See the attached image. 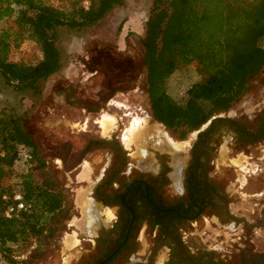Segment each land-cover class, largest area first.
I'll return each mask as SVG.
<instances>
[{
  "label": "trees",
  "instance_id": "obj_1",
  "mask_svg": "<svg viewBox=\"0 0 264 264\" xmlns=\"http://www.w3.org/2000/svg\"><path fill=\"white\" fill-rule=\"evenodd\" d=\"M0 0V79L15 92L40 90V83L62 69L58 29L82 30L97 25L124 0ZM25 41L36 45V64L12 59ZM143 66L147 94L156 121L180 140L213 116L237 106L264 71V0H154L146 23ZM193 67L201 80L186 92L182 103L167 92L170 78ZM31 168L24 174L15 165L23 150ZM37 146L14 115H0V263L35 264L43 253L17 260L35 242L56 235L69 212L64 191L52 181L39 182L44 169ZM20 186L30 209L6 218ZM7 197L5 200L4 198ZM38 254V255H37Z\"/></svg>",
  "mask_w": 264,
  "mask_h": 264
},
{
  "label": "flooded vegetation",
  "instance_id": "obj_2",
  "mask_svg": "<svg viewBox=\"0 0 264 264\" xmlns=\"http://www.w3.org/2000/svg\"><path fill=\"white\" fill-rule=\"evenodd\" d=\"M131 85L130 80L122 84L123 89ZM68 88L59 89L58 95ZM115 92L110 86L90 106H114ZM128 109L132 111L117 118L118 135L111 131L80 149L67 141L55 145L63 168L79 170L76 178L84 170L91 173L82 181L87 185L78 205V224L71 226L75 244L70 264H262L256 256L264 252L255 249L253 239L254 230L264 225V214L254 220L238 212L242 209H237L233 187L237 183L242 189L241 183L220 175V160L225 154L230 162L226 166L236 167V158L230 155L240 157L261 149L264 108L217 114L189 141L174 140L153 113L144 112L142 119L148 118L151 127L159 126L160 134L142 127L127 147L126 129L134 115L139 117ZM208 225L234 228L233 244L228 245L234 250L217 242L205 245L209 235L203 239L195 228Z\"/></svg>",
  "mask_w": 264,
  "mask_h": 264
},
{
  "label": "rangeland",
  "instance_id": "obj_3",
  "mask_svg": "<svg viewBox=\"0 0 264 264\" xmlns=\"http://www.w3.org/2000/svg\"><path fill=\"white\" fill-rule=\"evenodd\" d=\"M49 1L62 9L68 7L60 0ZM153 2L154 0H124L123 6L116 7L105 19L91 28L58 29L62 69L48 80L41 82L39 92H15L0 79V115L11 114L20 119L25 132L36 144L40 158L46 163L44 169L34 173L35 179L41 183L52 181L59 190L64 191L69 203V212L60 223L61 231L49 240L35 242L28 252L19 254L17 260L29 259L35 253L39 255L43 253L41 259L35 264H70L71 249L75 244L74 233H72L74 228L70 225L78 224L76 218L81 211L78 205L85 194L84 186L87 185L82 181L89 179L91 173L89 170H84L76 178L79 170L70 172V167L63 168L62 159L55 152V145L67 141L74 145V149H80L90 140L102 139L111 134V131H115V135H118L119 123H121L118 120L114 129L107 134H104L99 129V125L95 124L105 112L119 119L123 113L132 111L128 109L130 107L139 114V117L134 115V119L142 120L145 116L144 112L152 115L141 41L145 37L146 23ZM6 25V22L1 23L0 29ZM40 56L38 48L30 41H25L20 49L12 51L13 60L26 64H36ZM126 80H130L132 85L130 88L123 89L122 84ZM200 80L201 77L193 67L182 68L168 81L167 92L174 100L182 103L187 90ZM65 86L73 87L75 94L76 91L78 94L76 98L82 104L89 106L95 105V101H98L103 91L110 86L115 87L114 94L117 97L110 96L115 101V105L100 109L97 107L99 111L95 112L69 103L67 107L63 103L66 102L64 97L58 95V90ZM117 103H120L119 108L116 107ZM123 107L127 110L122 109ZM263 108L264 71L252 82L250 91L242 101L231 110L238 109L252 113ZM134 119L130 124H133ZM131 126H128L126 131ZM161 128L167 130L165 126ZM193 133H189L184 141L192 139ZM170 135L174 140H180L171 133ZM261 146L260 150L252 151V154L244 153L245 157L230 155L229 157L236 158L233 161L236 167L226 166L230 162L225 159L227 157L225 154L220 160V175L230 178L228 181H232L233 178L239 179L241 183L242 189L238 188L240 184L237 183L233 187L237 190L235 193L237 209H242L238 212L250 215L254 220L258 215L264 214V142ZM95 154H102V151H97ZM234 170L237 172H233ZM245 209L251 210V213L244 211ZM195 229L203 239L209 235L205 245L217 242L229 251L234 250L228 247L233 244L230 241L234 238V228L226 230L208 225ZM254 232L255 249L264 252V225L256 228ZM197 239L200 240V237ZM0 264L7 263L2 261Z\"/></svg>",
  "mask_w": 264,
  "mask_h": 264
},
{
  "label": "bare ground",
  "instance_id": "obj_4",
  "mask_svg": "<svg viewBox=\"0 0 264 264\" xmlns=\"http://www.w3.org/2000/svg\"><path fill=\"white\" fill-rule=\"evenodd\" d=\"M120 105V104H119ZM117 118L115 116L110 115L109 113H104L99 120L96 121V124L99 125L100 129L104 132V134H107L110 132L112 129H114L116 123H117ZM131 128L127 130V133L124 135V142L127 145V147L130 146L132 142V138H134L137 134V132L142 128H147L151 129L152 131L160 134L159 131V126H149V121L148 118L139 120V119H134L133 124H131ZM151 127V128H150Z\"/></svg>",
  "mask_w": 264,
  "mask_h": 264
},
{
  "label": "built area",
  "instance_id": "obj_5",
  "mask_svg": "<svg viewBox=\"0 0 264 264\" xmlns=\"http://www.w3.org/2000/svg\"><path fill=\"white\" fill-rule=\"evenodd\" d=\"M88 6H89V1L86 0L85 7H88ZM23 156H24L23 159L17 162L14 169L16 171L26 174L29 172L31 168V165L28 161L30 157L27 155V149L23 150ZM4 199L6 200L7 197H5ZM13 200L15 204L9 206L5 212V217L8 219L13 218L14 216L18 215V213L21 211H25L31 208L30 205H28L24 201L20 186L15 187Z\"/></svg>",
  "mask_w": 264,
  "mask_h": 264
},
{
  "label": "water",
  "instance_id": "obj_6",
  "mask_svg": "<svg viewBox=\"0 0 264 264\" xmlns=\"http://www.w3.org/2000/svg\"><path fill=\"white\" fill-rule=\"evenodd\" d=\"M61 95L65 97L66 102L69 103V104L79 105V106L83 107L85 110H87V111H91V112H92V111L95 112V111L98 110L97 107H96V109H95V108H93V107H91V106H89V105H84V104H82V103L76 98L75 89H74L73 87H69V88H68V92H62V93L60 94V96H61ZM71 100H72V101H71ZM98 111H99V110H98ZM157 123H158L159 125H161V126H164L163 124H161V123L158 122V121H157ZM256 257H257L258 259L262 260V264H264V254H259V255H257Z\"/></svg>",
  "mask_w": 264,
  "mask_h": 264
},
{
  "label": "crops",
  "instance_id": "obj_7",
  "mask_svg": "<svg viewBox=\"0 0 264 264\" xmlns=\"http://www.w3.org/2000/svg\"><path fill=\"white\" fill-rule=\"evenodd\" d=\"M70 226H72V224Z\"/></svg>",
  "mask_w": 264,
  "mask_h": 264
}]
</instances>
